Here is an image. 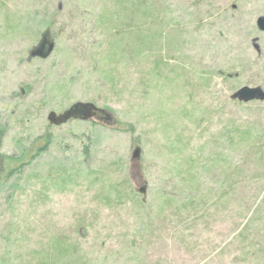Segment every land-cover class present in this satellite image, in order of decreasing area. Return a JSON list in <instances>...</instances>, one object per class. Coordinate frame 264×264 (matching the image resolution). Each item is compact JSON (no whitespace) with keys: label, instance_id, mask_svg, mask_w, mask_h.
Listing matches in <instances>:
<instances>
[{"label":"rangeland","instance_id":"rangeland-1","mask_svg":"<svg viewBox=\"0 0 264 264\" xmlns=\"http://www.w3.org/2000/svg\"><path fill=\"white\" fill-rule=\"evenodd\" d=\"M260 16L0 0V264H264V100L232 98L264 91ZM76 102L102 112L48 121Z\"/></svg>","mask_w":264,"mask_h":264},{"label":"water","instance_id":"water-1","mask_svg":"<svg viewBox=\"0 0 264 264\" xmlns=\"http://www.w3.org/2000/svg\"><path fill=\"white\" fill-rule=\"evenodd\" d=\"M257 26L260 31L264 32V16H260L257 19ZM258 38L253 39L254 47L259 51V45L257 44ZM37 49L32 54L33 57L35 56H42V57H48L54 48V44L50 43L47 54L41 55L38 53L39 46L36 47ZM233 99H239L242 101H249L252 99H260L264 100V91L260 88H251V87H243L239 89L236 93L232 95ZM101 110L98 108L94 103L90 102H76L73 105H71L66 111H64L62 114L57 115L55 112H51L49 114V120L51 122H54L56 125H62L66 124L70 120H82L87 121L94 117L96 111ZM141 149L139 147L135 148V151L133 153V158L137 159L140 155ZM141 193L145 192V188H142L140 190Z\"/></svg>","mask_w":264,"mask_h":264},{"label":"flooded vegetation","instance_id":"flooded-vegetation-1","mask_svg":"<svg viewBox=\"0 0 264 264\" xmlns=\"http://www.w3.org/2000/svg\"><path fill=\"white\" fill-rule=\"evenodd\" d=\"M50 40L47 38V37H41V39H40V42L37 44V46H39L40 48H39V51H38V53L39 54H43V55H45V54H47V49H48V47H49V45H50ZM44 58V59H47L48 57H42V56H35V58ZM102 112V110H99V111H96V113H95V115H94V117L95 116H98L100 113ZM51 114V113H50ZM57 114V113H56ZM58 115V114H57ZM48 121L52 124V125H56L54 122H51L50 120H49V115H48ZM63 125V124H62ZM57 126H59V125H57ZM0 162H1V160H0Z\"/></svg>","mask_w":264,"mask_h":264}]
</instances>
